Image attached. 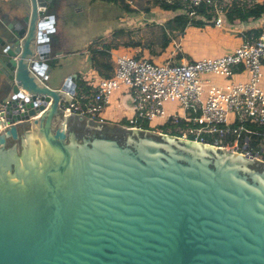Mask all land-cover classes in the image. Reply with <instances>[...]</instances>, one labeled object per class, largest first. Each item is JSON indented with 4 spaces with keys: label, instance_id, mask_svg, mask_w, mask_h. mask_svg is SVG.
<instances>
[{
    "label": "water",
    "instance_id": "95a60500",
    "mask_svg": "<svg viewBox=\"0 0 264 264\" xmlns=\"http://www.w3.org/2000/svg\"><path fill=\"white\" fill-rule=\"evenodd\" d=\"M12 9L0 31V264H264V161L116 125L123 139L64 113L79 75L49 84L60 8Z\"/></svg>",
    "mask_w": 264,
    "mask_h": 264
},
{
    "label": "built area",
    "instance_id": "2783aa9c",
    "mask_svg": "<svg viewBox=\"0 0 264 264\" xmlns=\"http://www.w3.org/2000/svg\"><path fill=\"white\" fill-rule=\"evenodd\" d=\"M134 5L135 0H125ZM176 6V14L190 20H205L223 25L229 19L232 7L248 12L261 0H162ZM264 67V31L245 38L231 53L216 58L199 60L170 59L166 64L142 56L118 54L113 75L99 82L97 88L77 87L60 100L66 114H76L103 123L101 112L111 100L114 91L125 85L129 88L135 111L130 125L151 130L162 135H174L187 140L202 142L218 148H227L242 155L249 152L257 160L264 161V147L254 150L249 139L244 148L240 139L244 132H253V126L264 128V89L260 87ZM248 71L249 80L232 81L219 87L205 78L214 73L232 77L240 71ZM208 84L207 100L203 101ZM186 110L184 115L168 112L165 102L177 100ZM5 106L0 101V109ZM42 110L36 116L41 115ZM230 113H234L233 121ZM34 116V117H36ZM163 122L151 126L153 120ZM149 123L148 128L140 125Z\"/></svg>",
    "mask_w": 264,
    "mask_h": 264
},
{
    "label": "crops",
    "instance_id": "0c3cea01",
    "mask_svg": "<svg viewBox=\"0 0 264 264\" xmlns=\"http://www.w3.org/2000/svg\"><path fill=\"white\" fill-rule=\"evenodd\" d=\"M16 1L17 0H0V31L4 26H7L9 23H12L13 21L12 4H14ZM138 1L139 0H135L134 1L135 4L129 6L131 9H127L121 3L120 5L122 6V8L131 10L133 13L134 12L137 13L138 11L135 8ZM148 2H150L152 6H155L152 0H148ZM56 3L60 8L61 15L58 19L56 30L53 33V38H54L53 49L54 51H57L58 54L51 61L59 62L60 69L58 70L56 75H54L49 79V84L53 87H60V85L66 80V78L70 74L78 73V75L79 74L81 75L80 76V78L82 79L81 85L87 88H97L99 82L102 79L113 75L114 68L116 65V60L113 57H115V55L117 54L115 48L118 46V44H121L124 47L123 33H125V30L121 26H118L119 24L117 17L119 15L116 14L115 16L116 23L114 26L108 24L105 21L106 14L103 19L101 11H102V5L106 3V0H56ZM122 10H123L122 12H124V9ZM153 10L154 12H152L151 8L148 7L146 12L154 13L157 16H161V17H167V18L169 17L170 19L174 17L173 15H175V12L172 10H169L173 12L171 16L164 15L163 13H161V11L162 10L165 11L167 9H164L160 6H158V9L153 8ZM120 16L122 15L120 14ZM149 20L150 19H148V21ZM213 24L219 30L222 29L226 30L227 29L226 27L234 30L238 35V43L240 45L245 38H248L253 33L258 34L254 31L256 28L262 29V31L259 34H261L264 31V15L259 19H252L249 21H242V22L236 21L230 23L227 20L224 22L223 25L220 26L216 25L215 23ZM249 31L251 32L248 35ZM85 32L89 36L87 38H85L84 35L81 37V34ZM173 43H176V41H173ZM93 44L94 45L99 44L98 48L103 49L104 50L103 53L107 51L106 54L107 53L108 54L103 55L101 53L98 55V58H96V60L92 61L90 58V51H91V45ZM107 45H111V46L108 48ZM170 47L171 46L169 44V46L162 54L160 55L156 54V58L150 57L149 59L153 61H158L160 58L170 56L171 57L170 59H176L179 61L184 60L182 54L183 51L180 53L181 57L178 58L176 57L175 54L176 52H173V49L171 50ZM177 48H181L180 43L177 45ZM125 49L126 48H124V50ZM189 52L192 53L191 51ZM123 53H127V52L124 51ZM136 55L145 56L144 54H140V53L139 55L138 54ZM106 73L110 75L105 76ZM249 76L250 75L248 71L244 70L235 73L232 77H224V76H220V77H222L223 79L235 78L237 79V81H240L246 79ZM210 82L214 83L212 80H210ZM224 83L222 84L214 83V84H216L219 87H225L227 84L225 85ZM78 86L79 84L77 85V87ZM129 91L127 92V90L125 89V91L121 90L116 92L114 98L119 99L120 102L112 103L111 101L112 96H111V100L108 106L103 111L104 115L107 114L112 118V121H115L114 125L125 126L124 120L130 123L131 118L135 114ZM66 98L67 99L69 98L68 94H66ZM111 104H115V107H111L110 106ZM117 107L121 109L119 110V108ZM104 115L101 116L104 119V122H107V120L104 118Z\"/></svg>",
    "mask_w": 264,
    "mask_h": 264
},
{
    "label": "rangeland",
    "instance_id": "374dc122",
    "mask_svg": "<svg viewBox=\"0 0 264 264\" xmlns=\"http://www.w3.org/2000/svg\"><path fill=\"white\" fill-rule=\"evenodd\" d=\"M148 7L151 8V11L154 12L153 8H157L158 6H152L148 0H139L136 4L137 13H133L131 10H127L122 8L120 3L116 1H109L106 0V3L102 5V16L106 14V22L111 25H115L116 23V14L119 16L117 17L118 26H121L125 33H123V44H118L115 48L117 54L113 57L116 60L118 54L123 53L124 51L136 55L139 53L144 54L145 58L155 57L156 54L154 53L153 49H157L160 47L163 41V30L164 27L167 26L166 22L170 19L169 17H161L157 16L154 13H147ZM124 9V12H122ZM97 11V10H96ZM164 15L173 14L172 11L165 10L161 11ZM120 14L122 16H120ZM177 14L173 15L174 17ZM148 19H150L148 21ZM205 22L202 25L197 24H189L186 26L185 30L182 33H178V31L172 30L170 27H167V30L171 36L170 48L173 49V52H176V57L183 51V58L186 61L192 60H199L203 58H216L220 56H224L233 50L239 45L238 43V35L234 30L231 28L226 27L227 29L219 30L214 26L212 22H206L205 20H201ZM84 35L87 38L89 35L85 32L81 34V37ZM176 41V43H173ZM132 43H139V45H134ZM180 43L181 48H177V45ZM124 48H126L124 50ZM124 50V51H123ZM194 50V51H192ZM191 51L192 53H190ZM154 58V59H155ZM170 56H166L160 58L157 62L158 64H166L167 61L170 60ZM262 78L260 82V87L264 89V67L262 68ZM205 78L212 80L214 83L225 85L232 82L237 81L235 78H228L223 79L218 74H208ZM249 77L244 79V81H248ZM208 84H205V91L206 93L203 96V101L206 102L207 100V91H208ZM129 91V88L125 85L121 86L120 88L116 89L112 95V103L120 102L119 99H115L114 95L118 91ZM108 106V105H107ZM104 110L106 109V107ZM111 107H115V104H111ZM165 107L168 112L184 115L186 113L185 108L182 105V102L177 100H168L165 102ZM119 108V107H117ZM115 109V108H113ZM121 108H119L120 110ZM103 110V111H104ZM101 112L103 116L104 113ZM234 113H230V120L233 121ZM104 118L107 122H103L105 124L114 125L115 121H112V118L107 114L104 115ZM109 120V121H108ZM163 121L161 118H157L153 120L151 126L154 127L155 125L161 124Z\"/></svg>",
    "mask_w": 264,
    "mask_h": 264
},
{
    "label": "trees",
    "instance_id": "16d2710c",
    "mask_svg": "<svg viewBox=\"0 0 264 264\" xmlns=\"http://www.w3.org/2000/svg\"><path fill=\"white\" fill-rule=\"evenodd\" d=\"M109 1L119 2L124 7H126L127 9H131L129 7L130 4L127 1H125V0H109ZM152 1H153V4L155 6H160V7L164 8V9L172 10V11L176 10V6L168 5V4L164 3L162 0H152ZM263 15H264V0H261V2L256 6L255 9H253L251 11H248V12L242 11L241 9H237L236 7H232L231 10H230V15H229L228 21L230 23L236 22V21H239V22L249 21V20H252V19H259ZM204 23L205 22H203L201 20H190L189 17L186 16V15L177 14L175 17L171 18L170 20H168L166 22L167 26L164 27V30H163V41H162V43H161L159 48L153 49L154 53L157 54V55H160L169 46L172 38H171V36H170V34H169L168 30H167V27H170L174 31L177 30L178 33H182L185 30L186 26L189 25V24L202 25ZM254 31L259 34L262 31V29L256 28ZM250 32L251 31L248 32V35L250 34ZM132 44L139 45V43H132ZM98 45L99 44L91 45L90 58H91L92 61L96 60V58H98L99 54L102 53L103 55H105L106 52H107V51H105V53H103L104 50L103 49H99ZM110 46L111 45H107L108 48ZM177 57L180 58L181 55L179 54ZM109 75L110 74H108V73L105 74V76H109ZM80 76L81 75L79 74V76L77 78V82H78L79 86L82 84V79L80 78ZM124 124L125 125H130V123L128 121H126V120H124ZM140 125H142L144 128H148L149 127V123L147 121H145V120L141 121ZM252 130H253V132H250V133L249 132H244L242 134V137L240 139V142H241L240 144L242 146H244L245 142H246V138H248L249 139V147H251L254 150H261L262 147H264V128L253 126Z\"/></svg>",
    "mask_w": 264,
    "mask_h": 264
},
{
    "label": "flooded vegetation",
    "instance_id": "af4514ba",
    "mask_svg": "<svg viewBox=\"0 0 264 264\" xmlns=\"http://www.w3.org/2000/svg\"><path fill=\"white\" fill-rule=\"evenodd\" d=\"M78 123H79V125H83V127L80 126L79 128H81L82 129L81 130L82 133L85 134L87 132V130H88V129L86 130V127H85L86 121H84V122L78 121ZM84 128H85V130H83ZM105 129H106L107 134L118 136L119 138H123L124 139L123 131L118 126H116V125H106ZM78 131H79V129H78Z\"/></svg>",
    "mask_w": 264,
    "mask_h": 264
}]
</instances>
